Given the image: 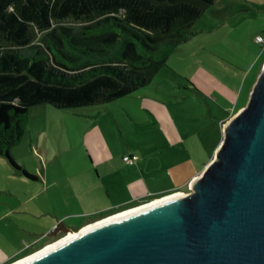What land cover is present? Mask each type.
Wrapping results in <instances>:
<instances>
[{"label":"trees","instance_id":"16d2710c","mask_svg":"<svg viewBox=\"0 0 264 264\" xmlns=\"http://www.w3.org/2000/svg\"><path fill=\"white\" fill-rule=\"evenodd\" d=\"M214 4L0 0V156L22 169L10 151L22 142L30 113L40 105L75 109L141 88L169 92L154 77L199 34L193 25Z\"/></svg>","mask_w":264,"mask_h":264},{"label":"rangeland","instance_id":"374dc122","mask_svg":"<svg viewBox=\"0 0 264 264\" xmlns=\"http://www.w3.org/2000/svg\"><path fill=\"white\" fill-rule=\"evenodd\" d=\"M192 30L199 34L176 49L168 59L165 71L154 77L155 82L169 89V92L150 87L141 88L135 94L156 99L164 120L156 121L150 114L144 118L142 111L148 113L144 108H136L134 113L128 114L123 109L127 104L125 100H117L110 104L99 122L100 127L107 130L106 135H102L106 144L119 150L150 136L158 137V142L163 144L159 138L164 133L162 129H167L174 136V127L180 137L174 146L177 157L167 165L182 169L187 176L203 171L214 158L223 141L224 125L247 104L250 84L255 77L257 79L258 70L260 73L264 66V48L256 41L258 35L264 37V0H215V4L196 20ZM193 87L195 89H189ZM95 106L78 110L98 112L101 106L96 109ZM47 109L39 108L30 113L34 125L29 123L21 144L10 151L14 160L12 152L17 153V163L22 169H16L4 157L8 167L0 173L1 181L6 178L17 181V178H13L16 176L28 181L29 178L23 173L25 169L37 172L38 168L50 166L53 160H67L66 151L87 149L85 132L94 120H89L90 123L84 126L81 118L56 119L53 116L56 113L67 112L52 110L53 115L50 113V116L53 121H49L44 130L39 129L41 123L45 122ZM32 130L35 135L33 143L37 147L34 145L31 153L29 138ZM38 133L42 134V140L48 137V152L43 157L34 150L42 149ZM181 191L187 192L189 189L184 185ZM94 218L97 217L93 215L86 221ZM73 224V229H76L80 223Z\"/></svg>","mask_w":264,"mask_h":264},{"label":"water","instance_id":"95a60500","mask_svg":"<svg viewBox=\"0 0 264 264\" xmlns=\"http://www.w3.org/2000/svg\"><path fill=\"white\" fill-rule=\"evenodd\" d=\"M179 192L23 264H264V66L214 158ZM61 232L77 231L61 223L48 237Z\"/></svg>","mask_w":264,"mask_h":264},{"label":"crops","instance_id":"0c3cea01","mask_svg":"<svg viewBox=\"0 0 264 264\" xmlns=\"http://www.w3.org/2000/svg\"><path fill=\"white\" fill-rule=\"evenodd\" d=\"M255 81L256 77L250 84L248 95ZM136 92L96 106L90 105L95 106V109L101 106L97 109L98 112H81L78 109L82 107L67 109L51 104L32 109L31 112L48 108L45 110V122L39 126L43 130L52 120V110L67 112L56 113L53 115L56 119L81 118L84 126L90 123L89 120L94 121L85 132L86 150L66 151L67 160H53L50 166L38 168L37 172L25 169L36 179L29 178L26 181L16 176L13 178H17V181H8L7 178L1 181L0 177V264H13L48 245V234L61 223L73 229V223L78 222V228L73 230L79 231L93 221L113 215L124 207L179 192L184 185L190 189L192 180L202 171L187 176L182 169L167 165V162L177 157L174 146L180 137L175 133L174 127L171 126L174 136L167 129H162L164 133L159 138L163 140V144L158 142V137L152 136L133 146L127 145L124 150L112 149L106 144L102 135H106L107 130L106 127H100L99 122L109 110L110 104L117 100H125L127 104L123 109L128 114L134 113L136 108H144L148 112L146 114L142 111L144 118L150 114L156 121L165 119L156 99L142 94L135 95ZM29 123L34 125L32 116ZM38 135L42 152L34 150L43 157L48 152V137L42 140V134ZM29 139L32 153V147H37L33 143V130L30 131ZM12 153L17 162V153ZM126 155H138L139 161L125 162L123 158ZM3 158L4 156H0V173L8 167ZM3 165L6 167H2ZM93 215L97 218L86 221Z\"/></svg>","mask_w":264,"mask_h":264},{"label":"bare ground","instance_id":"6f19581e","mask_svg":"<svg viewBox=\"0 0 264 264\" xmlns=\"http://www.w3.org/2000/svg\"><path fill=\"white\" fill-rule=\"evenodd\" d=\"M182 195L181 192H176V193H173V194H170V195H167V196H164V197H161V198H158V199H154L146 204H143L142 206H137L136 208H133V209H130L129 211L127 210L126 212H122V213H117V214H114L110 217H107L105 220H102V221H99V222H96L94 224H91V225H88L87 227L83 228L82 230L77 231L76 233H70L69 235L65 236V237H62L60 240L52 243V244H49L47 245L46 247L42 248L41 250H39L38 252L36 253H33L32 255H29L23 259H20L18 260L17 262H14L13 264H23V263H26L48 251H50L51 249L57 247L58 245L64 243L65 241H67L68 239H71L72 237L80 234V233H83L89 229H92L98 225H101L107 221H110V220H113V219H116L122 215H125V214H129V213H133V212H137L139 210H142V209H145V208H148V207H152V206H155V205H159L161 203H165V202H168V201H171V200H174L178 197H180Z\"/></svg>","mask_w":264,"mask_h":264},{"label":"flooded vegetation","instance_id":"af4514ba","mask_svg":"<svg viewBox=\"0 0 264 264\" xmlns=\"http://www.w3.org/2000/svg\"><path fill=\"white\" fill-rule=\"evenodd\" d=\"M152 201V200H151ZM148 202H150V201H148ZM148 202H144V201H142L141 203H139V204H135V205H130V206H128V207H124V210H122V211H120V212H118V213H121V212H123V211H127V210H130V209H133V208H136L137 206L139 207V206H142L143 204H146V203H148ZM117 214V213H116ZM114 215V214H113ZM110 216H112V215H109V216H107V217H110ZM106 218V217H105ZM102 219H104V217H102V218H100V219H98V220H95V221H93V223L94 222H96V221H99V220H102ZM63 236H66V234L65 233H63V232H61V233H59L57 236H51V237H48L47 239H48V241H53V240H56V239H58V238H61V237H63Z\"/></svg>","mask_w":264,"mask_h":264},{"label":"built area","instance_id":"2783aa9c","mask_svg":"<svg viewBox=\"0 0 264 264\" xmlns=\"http://www.w3.org/2000/svg\"><path fill=\"white\" fill-rule=\"evenodd\" d=\"M256 41L262 45V47L264 48V37L261 35H258L256 37ZM123 160L125 162H129V163H137L139 161V156L138 155H126Z\"/></svg>","mask_w":264,"mask_h":264}]
</instances>
